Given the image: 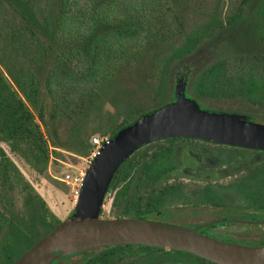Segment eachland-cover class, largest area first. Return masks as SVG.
I'll list each match as a JSON object with an SVG mask.
<instances>
[{
  "label": "trees",
  "instance_id": "obj_1",
  "mask_svg": "<svg viewBox=\"0 0 264 264\" xmlns=\"http://www.w3.org/2000/svg\"><path fill=\"white\" fill-rule=\"evenodd\" d=\"M181 79L183 93L202 108L264 123V0H0V264L61 220L5 146L36 174L67 185L48 174L49 163L61 161L60 175L74 171L93 135L112 138L142 114L178 102ZM199 152L262 158L227 185L264 186L263 149L173 136L120 163L116 174L142 175L127 183L120 175L114 205L123 216L155 211L167 192L152 189L177 186L158 183L155 173L164 180L180 170L178 160L189 163ZM138 179L151 189L143 210L128 190ZM170 252L177 264L206 260Z\"/></svg>",
  "mask_w": 264,
  "mask_h": 264
},
{
  "label": "water",
  "instance_id": "obj_2",
  "mask_svg": "<svg viewBox=\"0 0 264 264\" xmlns=\"http://www.w3.org/2000/svg\"><path fill=\"white\" fill-rule=\"evenodd\" d=\"M146 112L103 144L87 168L75 213L62 218L11 264H48L59 249L78 245L144 243L186 250L220 264H264V246H248L201 234L193 228L143 217H100L108 184L120 163L150 141L181 136L264 150V123L236 112L209 111L182 98Z\"/></svg>",
  "mask_w": 264,
  "mask_h": 264
},
{
  "label": "flooded vegetation",
  "instance_id": "obj_3",
  "mask_svg": "<svg viewBox=\"0 0 264 264\" xmlns=\"http://www.w3.org/2000/svg\"><path fill=\"white\" fill-rule=\"evenodd\" d=\"M189 159L190 162L184 164L177 159L176 166L180 170L166 172L165 175L168 177L164 180L160 178L162 173L159 176L158 172L155 173L158 183H174L177 186L169 190L159 186L153 188L152 191L159 194L167 193L158 198L159 201L164 202L163 205L145 215L132 213L123 216L124 214L114 205L116 191L121 186L116 184L119 182V177H125L120 183H127L134 175L140 177L141 172L131 171L122 175L114 173L116 176L113 182L116 185L110 187L105 193L104 199L107 205H103V215L143 217L193 228L198 233L222 241L248 246H264V186L227 185L246 176L249 170L254 169L262 161V158ZM134 182L140 185L128 189L132 191L130 199L139 201L134 202L136 209H146L143 202L145 198H149V195H145L151 189L141 185L144 181L138 179ZM170 248L132 242L78 245L63 248L48 264H177L174 256L169 259ZM189 264L220 263L209 259H198L197 262H189Z\"/></svg>",
  "mask_w": 264,
  "mask_h": 264
},
{
  "label": "rangeland",
  "instance_id": "obj_4",
  "mask_svg": "<svg viewBox=\"0 0 264 264\" xmlns=\"http://www.w3.org/2000/svg\"><path fill=\"white\" fill-rule=\"evenodd\" d=\"M184 81V79H182ZM185 85V84H184ZM183 98L189 100L192 99L191 97L187 96L183 93ZM178 99V97H177ZM194 100V99H193ZM197 103L199 107H201L197 101H194ZM112 110V109H111ZM114 113L117 114V112L114 110ZM8 154L14 160L18 165L21 171L24 173V175L28 178V180L33 184L34 188L39 192V194L44 198V200L48 203L49 207L62 219L65 216H67L71 209H72V203L70 201V187L68 185L63 184L60 181H54L50 180L48 177L40 174H36L34 171L31 170L30 167H28L20 158L13 155L8 149L7 146H5ZM201 152L197 154H193L194 158H211L207 157V155H204ZM65 161L71 162V159L68 157H65ZM61 162V161H60ZM60 162H52L49 163V167L47 169L48 174L54 178L61 177L60 171L65 168L64 165ZM66 169L63 170V172ZM60 175V176H59ZM103 205H107V201L103 199ZM100 217H107L103 215V206L101 208V211L99 213Z\"/></svg>",
  "mask_w": 264,
  "mask_h": 264
},
{
  "label": "built area",
  "instance_id": "obj_5",
  "mask_svg": "<svg viewBox=\"0 0 264 264\" xmlns=\"http://www.w3.org/2000/svg\"><path fill=\"white\" fill-rule=\"evenodd\" d=\"M109 140L110 138L107 135H93L91 138L93 147L90 153L82 157L81 162L75 167L74 171H66L63 175H61V177H59L70 187V201L72 203V207L75 206L78 199L87 168L94 160V157L99 153L103 144Z\"/></svg>",
  "mask_w": 264,
  "mask_h": 264
}]
</instances>
